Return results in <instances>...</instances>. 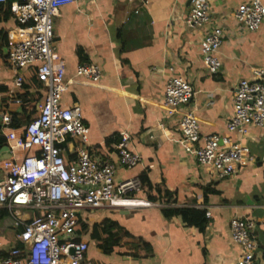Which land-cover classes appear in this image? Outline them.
I'll return each instance as SVG.
<instances>
[{"label":"crops","instance_id":"obj_1","mask_svg":"<svg viewBox=\"0 0 264 264\" xmlns=\"http://www.w3.org/2000/svg\"><path fill=\"white\" fill-rule=\"evenodd\" d=\"M205 1L209 21L200 28H189L184 22L190 0H75L61 6L54 17L52 49L62 59L64 79L69 82L61 103L80 106L91 156L116 163L115 144L127 132L128 148L140 160L131 168L116 165L114 178L140 179L143 174L151 186L131 194L152 202L149 206L101 208L82 216L88 229L76 231V237L87 242L85 262L236 264L241 247L230 237V218L259 221L264 217V127L249 126L241 140L249 148L250 161L225 178H218L212 167L197 164L194 154L184 150L177 127L179 117L191 108L200 134L238 139L226 130L234 85L240 78L253 79L254 69H264V18L257 29L247 30L233 16L236 6L249 0ZM4 11L1 7L0 116L8 112L14 117L19 125L10 128L18 133L28 122L33 100L40 96L34 103L36 114L44 87L36 78L34 65L19 69L22 82L15 86L18 70L8 64L7 53L19 37V23L11 11L7 16ZM213 28L221 29L222 42L216 52L220 68L211 74L203 63L199 41ZM84 62L99 67L98 81L75 75ZM171 74L188 81L193 95L187 106L168 115L163 91ZM14 95L20 103L12 100ZM1 131L8 132V128L1 129L0 118ZM76 145L74 140L66 143V157L73 156ZM13 153L18 158L23 151ZM160 189L168 196H160ZM177 207L208 209L210 216L202 225H187L180 214L164 212ZM35 213L28 208L19 211L23 219ZM105 218L127 234L112 251H104L89 236L92 224ZM19 232L8 212L0 216V255L15 246ZM254 234L257 260H261L264 231L260 224ZM137 238L147 243L146 255H133L131 243Z\"/></svg>","mask_w":264,"mask_h":264},{"label":"built area","instance_id":"obj_2","mask_svg":"<svg viewBox=\"0 0 264 264\" xmlns=\"http://www.w3.org/2000/svg\"><path fill=\"white\" fill-rule=\"evenodd\" d=\"M75 0H13L9 4L19 26V37L8 49L7 62L18 70L15 86H20L19 69L34 65L37 80L44 87V94L37 106L36 115L16 133L11 129L12 117L1 114V131L10 148L11 157L0 160V208L7 210L13 225L20 228L17 238L24 245L23 258L0 255V264H92L84 261L87 242L76 239L79 217L101 208L129 209L149 206L152 202L131 194L141 190V181L131 176L115 180L117 166L131 168L140 156L128 148L129 134L122 132L115 144L117 161L94 159L88 148V128L83 122L78 104L64 105L61 94L68 80L64 79V63L52 49L53 21L59 8ZM7 0H0V5ZM233 16L247 30H255L264 18V4L260 0L239 3ZM209 21L205 0H190L184 18L189 28H200ZM222 42L220 28L204 32L199 50L206 70L216 73L220 63L216 52ZM171 69V68H170ZM100 69L92 63H81L76 76L92 81L100 78ZM251 80L240 78L233 88L232 113L226 121V130L236 134L231 140L226 134H200L195 113L191 108L179 117L177 127L184 143V150L192 152L197 164L213 168L218 178L237 173L250 161L249 148L241 138L249 126L264 127V69H254ZM0 90V96H1ZM192 86L180 75L167 77L163 91V105L168 115L187 106L192 98ZM20 103L21 99L12 96ZM74 140L77 145L73 156L66 157L65 145ZM22 150L21 157L13 151ZM28 208L36 213L23 219L19 211ZM205 216L210 211L205 210ZM263 227L264 217L233 216L229 222L230 237L241 247L236 264H264L257 260L255 228ZM74 230V232H73ZM63 235H67L62 237ZM18 250L12 247L10 254Z\"/></svg>","mask_w":264,"mask_h":264},{"label":"trees","instance_id":"obj_3","mask_svg":"<svg viewBox=\"0 0 264 264\" xmlns=\"http://www.w3.org/2000/svg\"><path fill=\"white\" fill-rule=\"evenodd\" d=\"M12 0H7L5 4L0 5L1 7H5L4 15L9 14V4ZM122 62H125V60H122ZM40 96H37L33 102L37 101ZM32 104L29 107V111L27 114V121H30L35 117V104ZM23 107L25 104H22ZM26 121V122H27ZM19 124L15 121V118L12 117V123L11 126H18ZM106 142H108L106 140ZM6 144V140L4 136L0 135V148ZM140 181H141V188L142 187H147L150 188V184L148 183L146 177L142 174L140 176ZM158 194L168 196V194L164 191L158 192ZM153 198V197H152ZM168 197L167 199H169ZM164 212L167 213H174V214H180L182 218L186 221L187 225H202L206 222V216H205V211L204 209H197V208H191V207H177V208H169V209H164ZM7 214L5 210H0V216H4ZM88 229L87 222L85 220V217L80 216L79 217V222L76 225V231L78 232H85ZM123 235L127 236L126 233L122 231V229L118 226V224L110 219H102L99 222H94L91 226L90 230V238L93 239L97 246L102 248L104 251H112L117 245L120 244L122 238L124 237ZM77 237L76 239H78ZM134 252V256L140 255H146L148 251V246L147 243L142 241L141 239L137 238V240L133 243H131ZM18 252L16 254H10L9 252L6 253L5 255H10L12 257H20L23 258L26 255V251L24 248V245L17 240L14 246Z\"/></svg>","mask_w":264,"mask_h":264},{"label":"water","instance_id":"obj_4","mask_svg":"<svg viewBox=\"0 0 264 264\" xmlns=\"http://www.w3.org/2000/svg\"><path fill=\"white\" fill-rule=\"evenodd\" d=\"M11 157V152H10V148L7 144H4L1 148H0V160L2 159H6ZM74 232V230H73ZM67 235H63L62 237H65Z\"/></svg>","mask_w":264,"mask_h":264}]
</instances>
